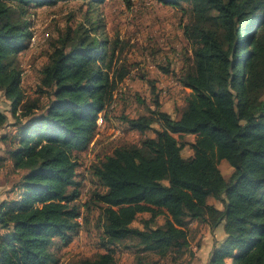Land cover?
Returning a JSON list of instances; mask_svg holds the SVG:
<instances>
[{
    "label": "trees",
    "instance_id": "trees-1",
    "mask_svg": "<svg viewBox=\"0 0 264 264\" xmlns=\"http://www.w3.org/2000/svg\"><path fill=\"white\" fill-rule=\"evenodd\" d=\"M73 1L95 10L53 44L34 99L23 88L19 55L32 37V10L57 1L0 0V143H8L0 148V170L11 162L19 175L15 197L0 201V264H60L54 248L70 245L83 226L79 154L130 76L116 56L123 41L107 53L100 20L89 17L99 16L105 0ZM186 1L192 13L184 36L192 52L178 82L191 93L179 117L161 110L158 96L150 114L122 117L130 129L155 136L93 163L103 188L93 202L106 249L73 264H118V248L135 250L134 264L186 254L192 222L213 234L209 264H264V0ZM175 135L196 136L190 157ZM225 160L234 169L229 180L219 168ZM144 213L150 217L143 228L135 227Z\"/></svg>",
    "mask_w": 264,
    "mask_h": 264
},
{
    "label": "rangeland",
    "instance_id": "rangeland-1",
    "mask_svg": "<svg viewBox=\"0 0 264 264\" xmlns=\"http://www.w3.org/2000/svg\"><path fill=\"white\" fill-rule=\"evenodd\" d=\"M56 1L32 10L29 17L32 23V37L28 41L27 52L20 54L21 65L26 74L22 85L27 95H32L34 99L41 97L35 94V90L40 84V73L49 60L48 55L52 52L53 44L69 27L76 28L85 23L88 11L95 10L92 6L90 8L87 1ZM168 1H177L179 4H162L157 0H105L98 8L99 16L94 13L89 16L94 21L100 20L99 35L108 41L107 53L114 48L118 38L123 41L125 45H119L116 51V56L121 60L118 64L127 70L129 68L131 72L115 90L107 117L104 118V114L99 115V127L93 142L79 154L78 179L82 183L79 203L83 205L80 219L83 226L75 234L69 247H56L62 264H73L81 258H93L106 249L101 240V210L93 202L94 193L103 191V188L93 175V163L105 159L118 147L139 145L145 138L155 136L153 130L141 133L130 129L122 117L136 118L150 114L157 109L156 96L161 110L173 117H179L185 99L191 93L190 89H184L180 85L178 76L185 67L186 57L192 52L184 36V25L191 20L192 4L186 0ZM166 69L170 72L165 73ZM149 80L154 82L155 89L151 87L153 84L151 85ZM41 99L45 104L47 99ZM101 120L103 122L100 124ZM175 137L183 148L182 155L185 158L190 157L193 150L189 143L194 141L196 136ZM6 146L8 143H2L4 150ZM1 155L4 153L1 152ZM7 163L0 170V201L15 197L10 191L19 177L12 169L11 162ZM219 168L226 180H229L233 167L225 160L220 162ZM210 203L222 206L213 199ZM148 217L150 214H142L134 226L143 228V218ZM157 221L158 224H163L165 219L159 216ZM187 229L190 235L187 253L180 256L173 254L158 260L153 258L157 261L155 264H209L214 245L210 228L203 223L192 222ZM115 256L118 264L135 263V250L118 248Z\"/></svg>",
    "mask_w": 264,
    "mask_h": 264
},
{
    "label": "crops",
    "instance_id": "crops-1",
    "mask_svg": "<svg viewBox=\"0 0 264 264\" xmlns=\"http://www.w3.org/2000/svg\"><path fill=\"white\" fill-rule=\"evenodd\" d=\"M35 8H36V7H35ZM35 8H34V9H35ZM27 49H28V48H27ZM27 49L24 50V51H22L21 54H24L25 52H27ZM23 52H24V53H23ZM20 56H21V55H19V60H20ZM20 62H21V61H20ZM35 81H36V80H35ZM23 88H24V86H23ZM12 130H15V131H12ZM8 132H9V133H8V136H9V137H10V136H13V135L16 133V128L13 127V128H11V129H9ZM0 148H2V142L0 143ZM2 149H3V148H2ZM4 234H5V231L2 230L1 227H0V239H1L2 236H4ZM57 245H58V248L61 247L62 249H65L66 247H69L71 244L68 245V246H64L62 243H58ZM58 248H54V251H57V252H58ZM58 254H59V252H58ZM60 264H62V263L60 262Z\"/></svg>",
    "mask_w": 264,
    "mask_h": 264
},
{
    "label": "built area",
    "instance_id": "built-area-1",
    "mask_svg": "<svg viewBox=\"0 0 264 264\" xmlns=\"http://www.w3.org/2000/svg\"><path fill=\"white\" fill-rule=\"evenodd\" d=\"M33 41H35V38L33 39ZM103 122V120L100 121V124Z\"/></svg>",
    "mask_w": 264,
    "mask_h": 264
}]
</instances>
